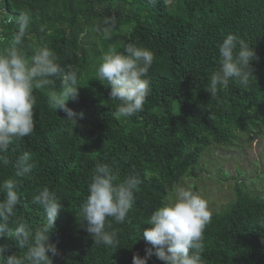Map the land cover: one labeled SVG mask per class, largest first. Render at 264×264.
Instances as JSON below:
<instances>
[{"label":"trees","instance_id":"obj_1","mask_svg":"<svg viewBox=\"0 0 264 264\" xmlns=\"http://www.w3.org/2000/svg\"><path fill=\"white\" fill-rule=\"evenodd\" d=\"M24 10L33 15L23 45L26 55L30 59L41 45L51 48L61 67L71 64L78 71L79 95L66 102L76 114L74 122L47 103L51 87L34 90L35 131L3 154L7 165L0 163V181L13 178L18 184L15 215L30 229L45 224L43 210L31 200L47 186L63 204L50 233L59 252L54 264H133L134 256L163 264L154 250L147 254L151 245L143 230L150 226L143 222L175 187L198 193L207 152L250 138L264 121V0H0V51L17 32L14 20L5 21ZM111 16L116 27L106 40L96 29ZM229 33L244 39L259 59L251 62L248 89L230 83L211 98L205 87L218 67V46ZM129 43L150 49L154 62L143 111L121 117L96 69L110 47L123 52ZM24 151L32 154L35 167L20 177L15 161ZM97 163L114 166L118 181L130 172L141 180L126 221L113 224L115 248L95 245L81 226L80 207ZM232 190L229 204L212 211L204 230L203 264H264V194L244 180ZM0 244L8 246L6 255L25 251L6 232Z\"/></svg>","mask_w":264,"mask_h":264},{"label":"clouds","instance_id":"obj_2","mask_svg":"<svg viewBox=\"0 0 264 264\" xmlns=\"http://www.w3.org/2000/svg\"><path fill=\"white\" fill-rule=\"evenodd\" d=\"M155 4L157 0H150ZM17 32L11 43L0 51V163L7 165L3 155L9 147L35 131L34 109L37 103L34 90L51 87L47 92V103L54 109L67 113V120L74 121L76 114L66 107L70 99H78V71L73 65L61 67L56 53L47 45L34 47L30 57L23 50L25 37L33 21L30 10L10 17ZM116 17H106L97 27V32L106 40L112 39ZM43 27L41 31H43ZM218 67L209 74L205 90L211 98L229 87L230 83L248 89L253 75L252 61L258 60L253 47L235 34H226L218 46ZM154 62L153 52L129 43L118 52L110 47L101 55L96 69L99 81H105L110 89L111 101H117V114L132 117L143 111L150 92L149 70ZM60 89L55 90L56 80ZM83 117V113L79 114ZM17 176L32 173L35 161L28 151L22 152L15 161ZM141 183L138 173L130 172L117 180L114 166L97 163L87 185V196L80 213L81 226L87 231L95 245L115 248L118 231L113 224H123L135 203V190ZM18 184L15 179L0 181V237L14 241L23 255H6L8 246L0 244V264H54L59 255L55 244L50 242V233L63 207L56 193L47 186L38 189L32 204L44 212L46 223L30 229L22 217L15 215L19 204ZM212 212L208 202L191 188L177 186L167 202L156 207L143 222L149 225L143 230V239L151 245L163 264H203L204 230L211 222ZM14 225V227H10ZM133 264H147L146 258L133 257Z\"/></svg>","mask_w":264,"mask_h":264},{"label":"rangeland","instance_id":"obj_3","mask_svg":"<svg viewBox=\"0 0 264 264\" xmlns=\"http://www.w3.org/2000/svg\"><path fill=\"white\" fill-rule=\"evenodd\" d=\"M202 163L200 176L204 180L199 184L198 193L208 202L211 212L229 204L237 182L244 180L253 190L264 194V121L258 125L255 135L241 137L232 146L210 150ZM226 174L228 177L224 178ZM187 181L189 185L194 183L190 178Z\"/></svg>","mask_w":264,"mask_h":264},{"label":"built area","instance_id":"obj_4","mask_svg":"<svg viewBox=\"0 0 264 264\" xmlns=\"http://www.w3.org/2000/svg\"><path fill=\"white\" fill-rule=\"evenodd\" d=\"M5 23H9L8 20L5 21ZM3 28L0 27V41L3 39Z\"/></svg>","mask_w":264,"mask_h":264}]
</instances>
